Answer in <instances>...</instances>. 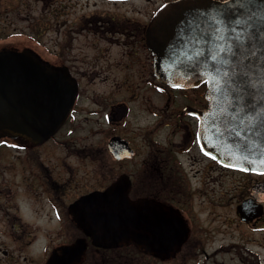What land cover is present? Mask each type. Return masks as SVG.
Masks as SVG:
<instances>
[{"label": "flooded vegetation", "instance_id": "1", "mask_svg": "<svg viewBox=\"0 0 264 264\" xmlns=\"http://www.w3.org/2000/svg\"><path fill=\"white\" fill-rule=\"evenodd\" d=\"M172 1L0 0V51H28L75 91L46 138L0 134V264L190 257L227 208L264 232V173L226 167L198 142L205 83L154 74L146 28ZM238 246L247 263L262 258Z\"/></svg>", "mask_w": 264, "mask_h": 264}, {"label": "water", "instance_id": "2", "mask_svg": "<svg viewBox=\"0 0 264 264\" xmlns=\"http://www.w3.org/2000/svg\"><path fill=\"white\" fill-rule=\"evenodd\" d=\"M145 43L163 84H206L207 105L197 112L202 149L226 167L264 173V0L169 2L149 22ZM62 76L28 51L1 50L0 134H51L75 94ZM241 210L242 220L253 218ZM124 219L115 217L116 228ZM79 252L52 264H71Z\"/></svg>", "mask_w": 264, "mask_h": 264}, {"label": "rangeland", "instance_id": "3", "mask_svg": "<svg viewBox=\"0 0 264 264\" xmlns=\"http://www.w3.org/2000/svg\"><path fill=\"white\" fill-rule=\"evenodd\" d=\"M215 221L217 222L213 225L203 228L205 234L202 236V241L198 243L190 257L182 253L170 260H155L142 256V260H116L115 264H264V232L249 235L243 231L238 226L237 217L230 208L224 210V214L215 218ZM238 245L251 246L262 255V258L258 261L251 259L247 263V259L241 257L244 251L238 250ZM219 247L222 248L219 249ZM204 255L207 257L204 258Z\"/></svg>", "mask_w": 264, "mask_h": 264}, {"label": "snow or ice", "instance_id": "4", "mask_svg": "<svg viewBox=\"0 0 264 264\" xmlns=\"http://www.w3.org/2000/svg\"><path fill=\"white\" fill-rule=\"evenodd\" d=\"M220 51H224V48H223V47H221V48H220ZM213 58L215 59L216 57H213ZM225 74H226V73H225ZM240 170H241V171H243L244 169H243V168H241Z\"/></svg>", "mask_w": 264, "mask_h": 264}]
</instances>
